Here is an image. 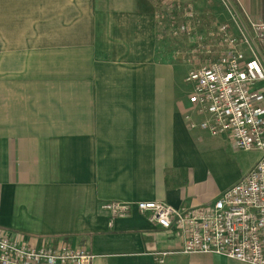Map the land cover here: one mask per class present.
Returning <instances> with one entry per match:
<instances>
[{
    "label": "crops",
    "instance_id": "0c3cea01",
    "mask_svg": "<svg viewBox=\"0 0 264 264\" xmlns=\"http://www.w3.org/2000/svg\"><path fill=\"white\" fill-rule=\"evenodd\" d=\"M236 2L264 20V0ZM157 12L147 0H0V228L86 249L93 264H247L184 254L135 206L211 201L262 155L189 128L186 114L201 117L188 65L160 46ZM112 201L133 207L113 216Z\"/></svg>",
    "mask_w": 264,
    "mask_h": 264
},
{
    "label": "built area",
    "instance_id": "2783aa9c",
    "mask_svg": "<svg viewBox=\"0 0 264 264\" xmlns=\"http://www.w3.org/2000/svg\"><path fill=\"white\" fill-rule=\"evenodd\" d=\"M232 6L231 0L226 3ZM238 31L217 27L214 41L201 37L194 58L202 61L186 80L193 85L190 129L227 136L236 150L262 152L259 160L235 185L213 200L177 208L162 201L135 203L165 231L183 240L184 254H213L247 264H264V20H253L241 7ZM244 14V17L243 15ZM246 18V21L244 20ZM197 53V55L195 54ZM196 61V63H197ZM131 203L106 202L113 216L128 215ZM168 252L156 254L164 262ZM86 249L58 244H30L0 228V264H93Z\"/></svg>",
    "mask_w": 264,
    "mask_h": 264
},
{
    "label": "rangeland",
    "instance_id": "374dc122",
    "mask_svg": "<svg viewBox=\"0 0 264 264\" xmlns=\"http://www.w3.org/2000/svg\"><path fill=\"white\" fill-rule=\"evenodd\" d=\"M156 9L160 26V46L171 53L169 59L185 63L188 70L201 64L194 58L192 49L196 48L201 37L214 41L213 34L220 25L238 31V20L242 19L241 6L236 0H147ZM236 20L234 15H237ZM244 17V14H242ZM243 20V19H242ZM244 20L247 23L246 18ZM197 55V53H195ZM197 61V63H196ZM242 153V157H248ZM245 159V158H244ZM239 169V168H238ZM235 172L227 171L226 178Z\"/></svg>",
    "mask_w": 264,
    "mask_h": 264
}]
</instances>
